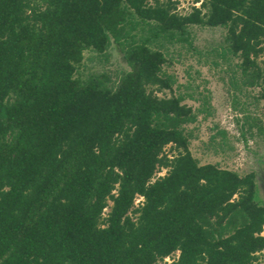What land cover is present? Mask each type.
Here are the masks:
<instances>
[{
	"label": "trees",
	"instance_id": "16d2710c",
	"mask_svg": "<svg viewBox=\"0 0 264 264\" xmlns=\"http://www.w3.org/2000/svg\"><path fill=\"white\" fill-rule=\"evenodd\" d=\"M192 25L224 28L264 110V0L184 13L173 0H0V264H154L175 251L170 264H252L264 253L253 172L199 164L185 128L196 112L157 94L174 82L162 43L190 45ZM111 43L128 68L111 84L74 75L84 50Z\"/></svg>",
	"mask_w": 264,
	"mask_h": 264
},
{
	"label": "rangeland",
	"instance_id": "374dc122",
	"mask_svg": "<svg viewBox=\"0 0 264 264\" xmlns=\"http://www.w3.org/2000/svg\"><path fill=\"white\" fill-rule=\"evenodd\" d=\"M173 1L175 11L184 13L193 5L199 6L202 0ZM189 32L190 45L162 43L160 49L166 59L162 70L171 75L174 82L170 91L162 90L157 94H181L182 103L196 112L195 120L185 128L190 132L188 149L199 164H216L240 176L253 172L257 201L264 204V110L256 97L259 88L241 83L239 60L226 50L223 27L192 25ZM127 69L120 51L111 43L103 54L84 50L74 75L83 80L103 73L111 84L116 75ZM247 122L254 124L248 127ZM169 146L164 147L168 155L172 153ZM164 173L165 169L160 167L154 177ZM138 200L136 196L134 203ZM107 204L104 214L110 202ZM261 233L264 235V226ZM177 254L175 251L154 264H170ZM262 263L263 252L256 255L252 264Z\"/></svg>",
	"mask_w": 264,
	"mask_h": 264
}]
</instances>
